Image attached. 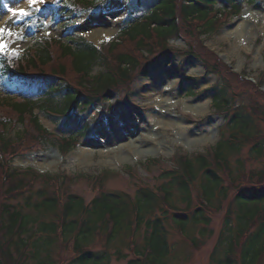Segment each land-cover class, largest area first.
<instances>
[{
	"label": "trees",
	"instance_id": "1",
	"mask_svg": "<svg viewBox=\"0 0 264 264\" xmlns=\"http://www.w3.org/2000/svg\"><path fill=\"white\" fill-rule=\"evenodd\" d=\"M80 2L85 6L94 4V0ZM220 2H225L227 7L215 8ZM142 6L146 8L145 12L129 15L117 36L104 48L71 34L66 39L37 40L18 55L0 54L2 155L13 149L12 155H19L49 141L63 154L69 153L79 144V137L87 134L88 124H83L81 117L95 102L111 100L112 91L130 82L133 75L147 78L156 70L173 64L175 56L168 43L174 37H185L187 26L194 33L209 34L220 28L222 22L218 16L228 17L240 11L238 0H142ZM69 9L66 4L58 7L62 13L76 11ZM189 38L186 41L210 69L221 73L239 88H249L264 101L261 87L245 75L229 71L222 59L209 52L201 41ZM156 50H161L162 55L154 59L152 55ZM194 89L195 85L191 84L187 89L183 87L181 92L192 93ZM227 95L226 88L219 90L213 105L226 115L231 135L221 138L206 154L177 157L176 165L162 170L158 187H141L134 195L103 188L89 203L76 195L61 199L56 193L33 206L37 212L35 217L24 214L18 205L2 204L0 264H7V261L25 264L29 247L26 240H33L31 257L36 264H55L52 247L56 238L59 247L71 253L65 264H111L113 257L119 261L127 260L126 264H167L171 255L169 221L193 246H199L188 233L202 227L201 238L208 234L211 218L207 212L216 198L226 200L223 176L234 175L231 166L228 168L231 158L247 144L252 145L251 154L264 155V145L259 139L262 130L252 125L254 120L243 114L244 108L233 107ZM41 113L54 121L66 119L65 126L74 121L68 128V136L50 133L40 122ZM16 125L21 130L11 135L9 126ZM158 163V159H151L144 165L159 166ZM16 174L9 165H0V189L11 186L9 192L2 194L8 198L21 196L22 187L13 186ZM199 181L204 199L198 207L192 208V189ZM246 183L240 178L236 185L238 189L232 207L226 213L213 256L223 252L224 259L212 258L214 264H257L264 258V171L250 175ZM98 185L94 183V186ZM176 196L185 209L173 205ZM26 205L28 211H32L31 204L26 202ZM3 215L8 216V224L1 220ZM47 215H54L57 220L46 222ZM101 233L107 234V247L124 239L114 254L107 247L98 251L91 247L92 240ZM25 235H28L27 239ZM6 237L9 239L3 242ZM13 244L18 259L12 251ZM124 245L129 254L122 252Z\"/></svg>",
	"mask_w": 264,
	"mask_h": 264
},
{
	"label": "rangeland",
	"instance_id": "2",
	"mask_svg": "<svg viewBox=\"0 0 264 264\" xmlns=\"http://www.w3.org/2000/svg\"><path fill=\"white\" fill-rule=\"evenodd\" d=\"M61 1L36 0L33 4L31 0H0V27L20 32L22 36V39L7 38L12 41L10 49L14 48L19 54L31 48L37 40L66 39L71 34L104 48L117 36L129 15H140L146 10L141 0H94L92 6H85L81 0H63L76 11L54 15L57 10L50 8ZM238 1L239 13H231L228 17L218 16L222 24L217 31L198 34L187 26L185 37L171 39L168 44L175 56L173 64L156 70L147 78L133 75L130 82L112 91L111 100L95 102L81 117L84 118L83 124H88L87 134L79 137V144L69 153L63 154L51 141L19 155H12L14 149L2 155L0 147V165H9L11 171L15 169L17 174L13 186L22 187L18 199L2 195L10 191V185V189L7 186L0 189V206L18 205L24 214L35 217L37 212L33 206L56 193L61 199L76 195L89 203L103 188L105 191L134 195L141 187H158L162 170L176 165L177 157L206 154L221 138L231 135L226 115L213 105V98L223 88H226L232 106L244 108L243 114L253 119L252 125L262 130L263 135L259 139L264 145V101L249 88H239L221 73L210 69L187 42L189 37L197 38L209 52L222 59L229 71L245 75L246 79L252 80L264 91V0ZM226 7L225 2H220L215 8ZM9 8H24L31 15L21 20L12 17ZM9 14L11 16L2 21ZM160 55L162 51L156 50L152 57L156 59ZM191 84L195 85L192 93L181 92L183 87L187 89ZM65 120L54 121L48 115L40 114L41 124L50 133L61 137H67L69 126L74 124L72 121L65 126ZM9 128L11 135L21 130L18 125ZM251 147V144L245 145L239 154L231 158L228 168L231 166L234 175L229 176L228 173V176H223L226 200L216 198L207 212L211 218L208 234L201 238L199 233L202 227L188 233L190 239L199 242V246H193L171 221L168 222L171 255L167 264H214V258L224 259L223 252L213 256L218 236L224 228L226 213L232 207L238 189L236 185L240 178L242 183L247 184L250 175L264 171V155L257 157L251 154ZM151 159H158L159 166L144 165ZM50 178L54 181H48ZM19 180L22 182L19 183ZM94 183L99 185L94 186ZM29 185L32 187L28 190L25 187ZM192 191V208H196L204 199L200 181ZM26 202L31 204L32 211H28ZM173 205L183 209L186 207L178 196L174 197ZM51 219L57 220L54 215H47L46 222ZM1 220L8 224L7 215H3ZM106 235H97L91 247L97 251L106 249ZM24 237L27 239L28 235ZM8 239L6 237L3 242ZM14 240H17V236ZM26 241L29 247L25 264H36L31 257L33 240ZM122 241L124 239L117 240L107 248L114 254ZM55 242L52 260L55 264H65L71 253L59 247L57 238ZM13 246L15 259H18L15 244ZM122 252L129 254L126 245L122 247ZM126 262L113 257L111 264ZM7 264L10 263L7 261ZM257 264H264V258Z\"/></svg>",
	"mask_w": 264,
	"mask_h": 264
},
{
	"label": "snow or ice",
	"instance_id": "3",
	"mask_svg": "<svg viewBox=\"0 0 264 264\" xmlns=\"http://www.w3.org/2000/svg\"><path fill=\"white\" fill-rule=\"evenodd\" d=\"M35 2L36 0H31V3L34 4ZM8 11L12 14V17L21 20L31 15L30 11L24 8H9ZM7 38L22 39V36L20 32H14L7 27H0V54L8 55L11 52L12 55H18L14 48L10 49L9 45L12 41Z\"/></svg>",
	"mask_w": 264,
	"mask_h": 264
},
{
	"label": "bare ground",
	"instance_id": "4",
	"mask_svg": "<svg viewBox=\"0 0 264 264\" xmlns=\"http://www.w3.org/2000/svg\"><path fill=\"white\" fill-rule=\"evenodd\" d=\"M25 6H26V5H25ZM10 16H11V14H9V15H7V16H4L3 19H2V21L8 19Z\"/></svg>",
	"mask_w": 264,
	"mask_h": 264
}]
</instances>
